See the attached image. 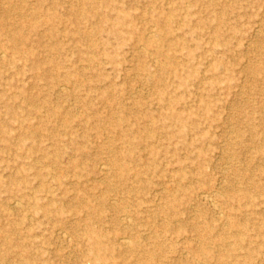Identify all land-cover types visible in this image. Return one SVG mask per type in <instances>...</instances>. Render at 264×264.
Wrapping results in <instances>:
<instances>
[{"label": "rangeland", "instance_id": "rangeland-1", "mask_svg": "<svg viewBox=\"0 0 264 264\" xmlns=\"http://www.w3.org/2000/svg\"><path fill=\"white\" fill-rule=\"evenodd\" d=\"M236 261L264 264V0H0V264Z\"/></svg>", "mask_w": 264, "mask_h": 264}, {"label": "bare ground", "instance_id": "bare-ground-1", "mask_svg": "<svg viewBox=\"0 0 264 264\" xmlns=\"http://www.w3.org/2000/svg\"><path fill=\"white\" fill-rule=\"evenodd\" d=\"M229 223H230L231 227H233V228H235V226L238 225V223H237L235 220H231ZM235 236H236L237 246H240V243L242 242L243 238H242V236H241L240 234H238V233H236ZM122 242H123V244H124L126 247L129 246V244H130V242H129L128 240H126L125 238H123V237H122ZM99 244H100V242H96V243H95V245H97V246H99ZM236 248H237V247H235V249H236ZM249 253H250V251H249ZM199 264H202V263L200 262ZM236 264H239V263L236 261Z\"/></svg>", "mask_w": 264, "mask_h": 264}]
</instances>
